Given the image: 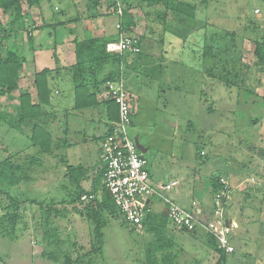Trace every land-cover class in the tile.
<instances>
[{
    "label": "rangeland",
    "instance_id": "1",
    "mask_svg": "<svg viewBox=\"0 0 264 264\" xmlns=\"http://www.w3.org/2000/svg\"><path fill=\"white\" fill-rule=\"evenodd\" d=\"M85 3L86 0H41L37 6L41 16L37 15L35 22L28 18L17 21V29L23 27L25 31L34 33L33 50L25 53L28 57L26 66L31 68L33 57L39 65L54 69L55 56L60 63L68 61L73 51L72 40L97 36L100 32H104L105 36L117 34L118 17L102 14L111 10L106 7L105 11V7H101L97 14L86 8ZM191 3L197 5L194 22L186 24L185 28L175 20L169 28L158 22H148L149 30L142 42L145 45L142 53L125 58L122 81L133 110L129 135L134 139L140 134V144L151 146V150L144 155L147 161L152 154L158 155L156 161L160 163L172 158V167L178 170V175L185 173L181 187L175 190L182 192L184 197L179 198L178 202L183 206L189 203L185 197L191 185L200 190L205 186L210 191L209 177L212 174H230L235 180L247 175L246 178L251 180L244 184V197L232 190L227 214L237 223L234 225L238 227V236L250 227L249 238H254L253 241L258 239L261 245L264 244L263 191L248 188L253 185L252 181L261 184L262 178L258 180L257 173L264 175V76L259 77L260 84L255 82L254 74L248 80V85L255 89L258 97L250 96L237 87L228 89L218 86L219 90L215 88L212 91L202 73L207 67L201 56L212 47L216 50L215 62L207 58L204 63L209 61L210 64L221 65L223 57L228 54L237 61L234 70L240 66L239 58L251 65V42L255 37L264 38V0H197ZM250 23L258 28L254 29ZM144 25L140 20L138 31ZM234 31L237 33L235 38L226 34ZM195 40L199 42H196L197 45ZM5 42L4 49L15 50L16 44L12 38ZM233 47L235 51L231 55ZM226 49H229L228 53ZM59 76L65 78L63 72ZM55 85L61 91L60 95L53 94L52 82L49 86L52 91L51 103L56 105L69 95L68 85L62 80ZM202 90L205 99L217 102L215 108L221 115H209L202 108L199 103ZM0 103L2 106L8 105L7 100L0 99ZM227 108L232 112V120L226 117ZM30 145L25 132L0 122V162ZM199 148L204 156L195 159ZM164 169L161 167L160 173L166 176ZM194 172L198 173V177L195 176L193 186ZM45 175L48 178L47 173ZM31 186L32 190L25 189L27 198L43 201L62 197L58 194V179L51 174L45 182L36 179ZM246 193L251 194L249 199H246ZM69 220L76 222L78 229H74L79 232L80 243L86 245L87 239L90 240L89 224L79 222L77 216H70ZM238 236L235 238L238 247L236 256L241 257L242 238ZM177 239V248L186 252L183 258L188 259L190 255L199 264L212 263L215 255L205 237L200 236L196 240L184 233ZM30 240L28 233L17 241L0 237V264H52L39 257L41 245L37 238H32L31 244ZM150 241L144 230L131 231L121 220L109 219L104 228L103 254L95 256L93 264H145L146 247Z\"/></svg>",
    "mask_w": 264,
    "mask_h": 264
},
{
    "label": "trees",
    "instance_id": "2",
    "mask_svg": "<svg viewBox=\"0 0 264 264\" xmlns=\"http://www.w3.org/2000/svg\"><path fill=\"white\" fill-rule=\"evenodd\" d=\"M40 2L41 0H0V99L5 98L7 101H11L12 94L19 91L21 72L26 64L25 43L31 47L33 37L23 27L17 29L16 24L19 19L23 20L26 17L25 6L32 8L39 6ZM86 3L88 9L97 12V14L98 9L106 3L107 8L112 11L111 14L116 15L117 9L120 8L121 15H116L118 17L117 34L72 40L75 58L72 65L62 67L55 56L56 67L54 69H35L33 72L34 97L29 92L19 91L16 98L17 105L13 107V113L10 111L9 105H0V122L22 133L25 132L31 142L26 150L10 155L0 162V237L17 241L22 235L28 233L31 240L37 238L41 245L39 253L41 260L52 264H93L94 257L103 254L104 228L109 219H118L123 224L127 226L128 224L105 188V165L103 162L94 166H71L62 159L65 165L64 178L66 179V182H62L60 185V192L62 193L60 196L62 197L37 201L25 196L26 190L33 188L31 186L26 189L37 179L35 174L37 169L41 168L48 158L53 157V151L57 149L56 127L54 129L51 125L56 123L57 115L51 109L50 80L53 76L60 75L61 72L69 75L74 92V111L83 112L100 105L104 106L106 118L110 123L108 132L111 130V126L118 122V108L114 101L99 99L98 96L101 95L107 81L115 82L123 79L126 57L137 56L142 53L145 48L142 42L149 30L147 23L158 22L163 27L169 28L175 20L185 28L186 24L195 21L197 12V5L185 0H86ZM140 20L145 25L141 31H138ZM250 24L254 26V29L258 28L255 24ZM226 34L232 38L237 36L235 31L226 32ZM120 37L137 38L140 52L137 54L131 52L108 53L107 44L119 41ZM10 38L16 44L15 50L3 48L4 42ZM197 41L194 42L196 45L199 43ZM251 44L253 46L252 64L247 65L239 58L240 66L236 70L234 67L237 61L235 58L229 57L228 54L223 57L221 65H213L209 61L206 63L204 61L209 58L211 62H215L216 50L210 47L209 51L202 53L203 64L207 67L206 71L204 70L202 73L212 87V91L218 86V88L223 86L228 89L237 87L248 92L250 96H257L255 89L248 85V80L254 74L255 82L260 84L259 77L264 76V38L255 37ZM229 49H226V53L229 52ZM234 51L233 47L231 55H234ZM245 87L247 88L244 89ZM217 93L216 91V95ZM199 100L200 105L209 115H221L215 108L217 102L204 98V90L201 91ZM229 110L226 109V117L232 120V112ZM203 156L204 153L201 149L196 151L195 159H202ZM197 174L194 172L192 184ZM257 177L258 180L262 178L261 184L257 185L255 181L256 183L254 182L253 185L257 187L249 185V190H262L261 203L264 205V175L261 176L257 173ZM231 178L233 175L230 174H212L209 177L211 205L210 207L200 206L198 208L201 212L198 215V223L195 224L193 230L189 231L185 228L172 226L179 230L182 235L187 233L193 237L199 233L205 237L206 243L215 255L211 264L237 263L238 247L235 244V238L238 235L232 236L235 225L228 235L233 247V252L230 254L219 247L216 234L209 229L211 223L218 221L217 210L220 212L215 204V197L217 194L231 196L233 190L229 181ZM179 185L180 183L177 186ZM172 189L161 192L162 197H153L165 205L166 213L164 215L154 213L149 206L147 207L142 231L144 230L151 241L146 247L145 264H199L193 256L189 255L188 259L183 258L186 252L177 248L178 239L176 236H172V230L167 228L168 225L171 226L168 218L170 204L194 215L197 210L192 209V207L185 208L179 204L178 200L169 198L167 193H170ZM83 196H86L87 199L82 200ZM250 197L251 194L247 193L246 199ZM222 201L223 213L220 220L222 225L228 222L229 226H232V223L235 222L227 214L230 199L224 198ZM242 211L244 212V210ZM70 216H77L80 218L79 222L86 221L89 224L90 240L87 239L86 245L80 243L82 240L79 232L77 233L74 229L76 222H71ZM71 227L73 228L71 229ZM128 228L131 231H136L129 226ZM76 229L78 228L76 227ZM249 233H251L250 227L247 228V231L245 230L244 234L238 236V238H242L240 242L241 254L246 253L248 257L253 258V261L248 260L247 264H264V260L260 257L264 245H259L258 239L253 241L254 238H249ZM233 238L234 242L232 243Z\"/></svg>",
    "mask_w": 264,
    "mask_h": 264
},
{
    "label": "crops",
    "instance_id": "3",
    "mask_svg": "<svg viewBox=\"0 0 264 264\" xmlns=\"http://www.w3.org/2000/svg\"><path fill=\"white\" fill-rule=\"evenodd\" d=\"M185 1L186 2H197V0H185ZM87 5L88 4L85 3L86 8H87ZM107 6H108L107 3L102 5V7H105V11H106ZM24 12L26 14L25 18H28L34 22L36 21L37 15L41 16V14L39 13L37 9V6L32 7V8H27L25 6ZM111 12L112 11H109L110 14ZM109 13L106 12L102 14L108 15ZM31 36L34 38V33H31ZM97 36H105V35H104V32H100L97 34ZM28 50H31V47L28 46L27 43H25V53ZM32 50H33V47H32ZM25 57H26V64H27L28 57L27 56ZM31 59H32L31 61H33V65L31 66V68L28 65L26 66L25 64L21 72V79L19 81V91L29 92L32 95V97H34L35 91H34V86H33V81H34L33 72L35 71V69H43L47 67L46 65L45 66L39 65L33 59V57H31ZM74 60H75L74 53L73 51H71L68 61L62 62L60 64L62 67L70 66L74 63ZM63 73L65 75V78L60 77V76L57 77L58 76L57 75V76H54L50 80V82L54 84L53 86L54 95L61 94V91L56 87L55 83H58L62 80V82L68 85L67 94L69 95V98H64L63 101H61L60 103L56 105L52 104V107H51L52 111L56 112V115H57L56 123L51 124L52 128L54 127L55 129L56 127L57 149L53 151V157L48 158L43 163V166L37 169L35 173L36 175L37 174L39 175L37 176V179H41L43 182H45L49 178V174H51L55 179H58L59 192L61 189L60 185L62 184V182L63 183L66 182V179L64 178L65 165L63 164L62 159H64L66 163L71 166H77V165L94 166V165H98L102 163L101 143L107 133L108 128L110 127L109 126L110 123L108 122V119L106 118L105 107L102 105L94 109L85 110L83 112H78V111L73 110L74 92L70 84V77L67 73L65 72ZM19 91L12 94L11 101H7L10 111L12 113L14 111L13 107L17 105L16 98L19 95ZM98 98L101 99L100 95L98 96ZM2 99L6 101L5 98H2ZM139 135H136L135 137H138L139 139ZM143 147L147 149V152L151 150V146H143ZM157 157L158 155L152 154L150 160L147 161V169H148L149 178L151 180L152 186L157 187L159 185L169 184L173 181H178L180 185L177 187H174L170 193H167L169 198L177 201L179 198L184 197L182 195V192L175 191V190L178 187L179 188L181 187L182 181L184 180V177H185V173H181L180 174L181 176L178 175V170L172 167L173 165L172 158H168V159L166 158L167 161L160 163V161L158 162L156 161L158 159ZM47 166H49V168ZM161 167L165 168L164 170L167 171L166 176H163L164 173H160ZM153 171L155 173H153ZM45 173H47L48 178L45 175ZM246 176L247 175L241 176L237 178V180H235L234 178L229 179L230 184H232L233 190L238 192L242 196V198L244 197V193H245L244 190L246 189V187H244L245 186L244 184L251 180L249 179V177L246 178ZM196 177L198 176L196 175ZM241 179H242V182H241ZM194 180H195V177L193 179V182ZM252 183L254 184V181H252ZM29 187L30 186H27L26 189H28ZM189 189L190 190H187L186 197H185L189 203L187 206L182 205L183 207L185 208L192 207V209H198L200 208V206L210 207L212 199L210 197V191L206 190L205 186H203L201 190L199 188L194 189L193 187ZM59 195H62V193L60 192ZM246 197H247V193H246ZM148 202H149L148 205L151 211H153L154 213H157V214L159 213L161 215H164L166 213L165 205H163L156 199H149ZM167 228L172 230V236H176V237L182 236V233L179 230L173 228L172 226L168 225ZM237 229L238 227L234 228L233 233H232L233 237L237 236V233H236L238 231ZM196 235L197 236H193L194 238H196V240L197 238H199V236H202L199 233L198 234L196 233ZM262 240L264 241V239ZM233 242H234V238L232 240V243ZM30 244H31V241H30ZM260 257L262 258V260H264V250L260 254ZM248 260L253 261V258L248 257L246 253L241 254V257L237 258L236 264H247L246 262Z\"/></svg>",
    "mask_w": 264,
    "mask_h": 264
},
{
    "label": "built area",
    "instance_id": "4",
    "mask_svg": "<svg viewBox=\"0 0 264 264\" xmlns=\"http://www.w3.org/2000/svg\"><path fill=\"white\" fill-rule=\"evenodd\" d=\"M118 8L116 15H121ZM119 28V25H117ZM108 53H139V42L137 38L120 37L119 41L108 43L106 46ZM101 99L112 100L118 108V122L111 126L101 143V160L105 165V188L120 213L125 218L129 227L138 232H142L143 221L147 212V201L153 197H162L161 192L170 191L177 186L178 181H173L166 185H159L157 188L151 186L147 169V160L138 151L134 139L129 135L132 122V108L124 82L122 80L107 81L100 95ZM222 183V181H221ZM215 204L220 212H216L218 221L211 223L209 229L216 234L219 247L227 254L233 252V247L228 235L234 228V224L229 226L228 222L222 225L223 199L229 196L217 194ZM87 197L83 196L82 200ZM195 215L186 212L176 205L170 204L168 208V218L170 224L176 228L193 230L198 223L200 209L195 211Z\"/></svg>",
    "mask_w": 264,
    "mask_h": 264
},
{
    "label": "water",
    "instance_id": "5",
    "mask_svg": "<svg viewBox=\"0 0 264 264\" xmlns=\"http://www.w3.org/2000/svg\"><path fill=\"white\" fill-rule=\"evenodd\" d=\"M134 143H135V146H136V148L138 149V151H139L140 153H142L143 155L147 153V149L144 148V147L140 144L138 137H135V138H134ZM148 203H149V202L147 201V204H148Z\"/></svg>",
    "mask_w": 264,
    "mask_h": 264
}]
</instances>
